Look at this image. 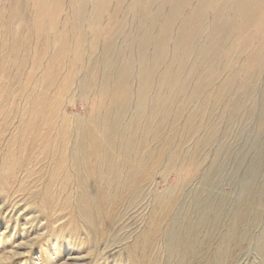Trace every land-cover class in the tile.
I'll return each instance as SVG.
<instances>
[{
	"label": "rangeland",
	"instance_id": "1",
	"mask_svg": "<svg viewBox=\"0 0 264 264\" xmlns=\"http://www.w3.org/2000/svg\"><path fill=\"white\" fill-rule=\"evenodd\" d=\"M0 264H264V0H0Z\"/></svg>",
	"mask_w": 264,
	"mask_h": 264
}]
</instances>
